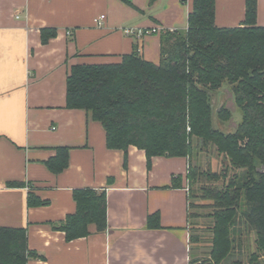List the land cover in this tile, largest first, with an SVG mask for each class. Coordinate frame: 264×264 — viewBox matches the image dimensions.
Returning <instances> with one entry per match:
<instances>
[{
  "label": "crops",
  "instance_id": "0c3cea01",
  "mask_svg": "<svg viewBox=\"0 0 264 264\" xmlns=\"http://www.w3.org/2000/svg\"><path fill=\"white\" fill-rule=\"evenodd\" d=\"M193 0H0V227L25 229L38 255L29 264H191L188 158L127 154L107 147L102 124L66 107L71 67L116 64L137 51L158 64L161 34L142 39L122 28L185 31ZM246 0H216V25L238 27ZM104 15L101 26L94 20ZM264 27V0H258ZM54 28L47 44L41 30ZM70 32V34H68ZM69 148L68 167L48 162ZM183 177L180 187L174 177ZM105 192L107 229L67 241L53 225L76 213L75 192ZM45 203L29 205V196ZM159 214L160 227L148 219Z\"/></svg>",
  "mask_w": 264,
  "mask_h": 264
},
{
  "label": "trees",
  "instance_id": "16d2710c",
  "mask_svg": "<svg viewBox=\"0 0 264 264\" xmlns=\"http://www.w3.org/2000/svg\"><path fill=\"white\" fill-rule=\"evenodd\" d=\"M257 17L258 0H246L240 26L218 27L216 0H193L187 30L161 34L158 64L134 51L116 64L75 65L67 78L66 107L100 122L109 149L143 150L148 169L154 157L188 158L189 224L199 218L196 209L208 208L213 220L211 250L203 264H264V27ZM57 34V29H42L41 40L47 44ZM225 83L244 115L230 134L215 125L216 119L231 116L225 106L214 109L213 96ZM210 147L229 162L222 174L193 164L195 153ZM69 151L56 149L48 162L51 170L68 167ZM182 183V176L173 178L174 187ZM74 196L76 213L53 228L67 241L89 236L91 226L104 232L105 192L83 189ZM197 199L209 203L200 205ZM28 202L45 204L34 194ZM148 226H161L158 213L149 217ZM244 233H255L253 250L244 252ZM192 242L199 243V237L190 236ZM32 258L38 255L29 249L25 229L0 227V264H29Z\"/></svg>",
  "mask_w": 264,
  "mask_h": 264
},
{
  "label": "rangeland",
  "instance_id": "374dc122",
  "mask_svg": "<svg viewBox=\"0 0 264 264\" xmlns=\"http://www.w3.org/2000/svg\"><path fill=\"white\" fill-rule=\"evenodd\" d=\"M213 103L215 112H217L222 105L225 106V108L230 112L231 115L230 119L227 121L216 119V128L221 129L226 134L235 132V130L243 121L244 115L242 110L236 104L235 97L232 93V86L229 83H225L221 90L215 93V95L213 96ZM193 164L201 167L204 170L208 169L212 172L222 174L229 162L223 155L219 154L215 147H210L206 152L195 153L193 157ZM198 187L199 186L194 187V192L200 194ZM187 188L189 191L188 184ZM197 202L200 205L209 203L202 199H197ZM194 212L199 214V218H192L189 229L190 235L192 237L194 235H197L199 237V243L192 242L191 259L192 261H194V263L192 264H203V262L201 261H204L208 258L209 252L211 250V227L213 225V220L208 217L209 213L211 212L208 208L196 209L194 210ZM243 237L245 240V244L243 243L244 252H246V249L248 248L250 250H253L255 248V233H251L249 236L244 233Z\"/></svg>",
  "mask_w": 264,
  "mask_h": 264
},
{
  "label": "built area",
  "instance_id": "2783aa9c",
  "mask_svg": "<svg viewBox=\"0 0 264 264\" xmlns=\"http://www.w3.org/2000/svg\"><path fill=\"white\" fill-rule=\"evenodd\" d=\"M105 16L102 15L94 20L95 24L97 26H101L105 20ZM123 32L127 36H133L136 37L137 39H142L145 35L147 34H164L167 32H176V29H163L160 27L148 29V30H143V29H134V28H122ZM70 34V32H68Z\"/></svg>",
  "mask_w": 264,
  "mask_h": 264
},
{
  "label": "water",
  "instance_id": "95a60500",
  "mask_svg": "<svg viewBox=\"0 0 264 264\" xmlns=\"http://www.w3.org/2000/svg\"><path fill=\"white\" fill-rule=\"evenodd\" d=\"M222 106V105H221ZM221 106H220V108H221Z\"/></svg>",
  "mask_w": 264,
  "mask_h": 264
}]
</instances>
